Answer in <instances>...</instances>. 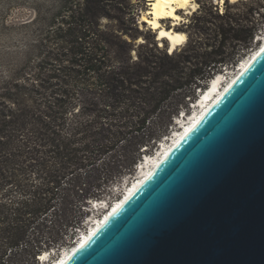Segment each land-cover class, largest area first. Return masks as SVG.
I'll use <instances>...</instances> for the list:
<instances>
[{"label": "trees", "instance_id": "1", "mask_svg": "<svg viewBox=\"0 0 264 264\" xmlns=\"http://www.w3.org/2000/svg\"><path fill=\"white\" fill-rule=\"evenodd\" d=\"M110 1L50 0L38 62L1 89L0 264H35L67 248L88 200L105 197L108 185L135 171L143 148L168 135L183 108L177 99L195 103L198 89L238 64L243 56L227 55L229 46L253 48L256 26L211 13L221 23L194 18V33L172 53L155 41L134 60V46L121 40L112 58L98 23Z\"/></svg>", "mask_w": 264, "mask_h": 264}, {"label": "water", "instance_id": "2", "mask_svg": "<svg viewBox=\"0 0 264 264\" xmlns=\"http://www.w3.org/2000/svg\"><path fill=\"white\" fill-rule=\"evenodd\" d=\"M63 264H264V46Z\"/></svg>", "mask_w": 264, "mask_h": 264}, {"label": "rangeland", "instance_id": "3", "mask_svg": "<svg viewBox=\"0 0 264 264\" xmlns=\"http://www.w3.org/2000/svg\"><path fill=\"white\" fill-rule=\"evenodd\" d=\"M195 2V7L192 6L189 10H181V17L183 18L182 21L174 22L167 19L165 21L162 20V24L166 28H169L173 26V24L178 23L177 30L184 32L187 35V40L190 33H194L193 26L196 23L194 22V18L196 17H198V20L206 19L212 22L214 25H219L221 23V21L215 20L211 13L224 15L227 12L228 14L236 16L238 25L244 26L246 28H249L251 25L257 27L252 49L250 48L248 51L243 50V45L241 44L236 45L235 51L233 50L234 44L226 49V53L229 56L236 51L239 52L241 56H243L238 59L237 65L228 67V70L234 72L237 68L236 66H238L239 63L243 62L245 59H248L253 51L259 48V46L264 42V0H237L235 2L232 0H225L223 4L217 0H195ZM148 4L149 0H112L105 3V5H108L107 7H104L107 15L99 18L98 23L100 25V33L103 35V39L105 40L106 45L109 47L110 56L112 58H116L117 56L121 55V40L122 42L128 41L130 44H132V46H134L135 49L133 48L131 52V56L134 60L137 59L138 56L136 50H139V52L151 53V50H154L153 45L155 41H157L158 47L161 50L166 48L169 53L173 52L172 49H169V44L166 40H157V34L141 21L143 14L146 13L147 9L149 8ZM250 9L253 10L251 14H249ZM54 10L55 7L50 5V0L0 1V94L2 92V87H5L4 83L7 82L11 77L21 73V69L25 67L29 60L32 59V61H35V63L38 62V48L44 39L42 31L44 23L41 21V19L50 17L54 13ZM136 27H139L140 32H137ZM210 27L213 28L214 26L210 24ZM153 35L156 37L154 38ZM238 71L239 70L237 69V72ZM219 74L223 73L220 71ZM199 93L200 92L198 89L195 98H198ZM182 99V97L177 99L178 103H176L179 106L182 104L183 108L180 107V113L173 116L172 125L169 127L170 132L168 135H164L162 139L158 140L150 152H147L145 150L146 148L142 149V151L149 157L156 155L158 156V154L161 153L160 151H162V146L160 149L161 143L164 142V144H167L168 140H171L169 138L173 137L174 134L176 135L177 131H181V128L178 126V121L183 113H185L186 116H189L192 111L200 112L198 108H192L191 105L193 104V101H190L189 98H185L183 102L181 101ZM7 104L9 105V102ZM187 105L189 108L188 112L186 109ZM11 107L12 109H15L13 105H11ZM158 120L159 117H155L153 122ZM158 126L160 125H156V129ZM184 126H186V124ZM164 139H167V141L165 142ZM171 142L169 141V144H171ZM144 158L145 155L142 156L141 160L134 167V172L129 173L126 171L121 177L117 178L115 181H113V183L108 185L106 191L109 192V194L106 192L105 197L88 200L89 206L83 207V211L86 212L84 216V223H86L87 219H89L91 222H95V219L100 220L104 214L109 212V210L107 211V208H109L113 202L122 198L125 189L132 182H135L137 178H139V174L136 175V168L142 164L141 161L142 159L144 161ZM103 202H107V205L98 206L99 203ZM95 203L98 204L95 205ZM76 230L78 235V230L81 229ZM74 240L75 237H72L69 241L68 247L63 248L62 250H71L73 244L77 245L80 239H78L75 243ZM60 252L57 254L56 250H50V252L47 251L48 255L52 253V256L49 255L50 262L48 264H51L53 261L59 258ZM39 257L40 256H38V258ZM25 264L33 263L29 262ZM35 264L42 263L39 262Z\"/></svg>", "mask_w": 264, "mask_h": 264}, {"label": "bare ground", "instance_id": "4", "mask_svg": "<svg viewBox=\"0 0 264 264\" xmlns=\"http://www.w3.org/2000/svg\"><path fill=\"white\" fill-rule=\"evenodd\" d=\"M220 1L222 4L224 3L225 0H217ZM233 2L237 0H232ZM149 8L147 9L146 13L143 14L141 21L145 23L151 30L157 33L158 39L157 40H166L169 44V49H172L173 51L183 45L185 42H187V35L184 32L178 31L177 30V25L178 23L173 24V26L166 28L162 24V20H171V21H182V15H181V10H189L190 7L196 6L195 0H187V3H184V0H179V2H173V3H157V0H149ZM153 25H157L158 27H153ZM258 48L253 51V53L257 54ZM252 53V54H253ZM250 55V57L246 60L243 61L239 71L235 74L232 80H230V83L228 84L227 87L231 84L232 81H234L240 73H242L250 64L253 56L255 55ZM217 76V75H216ZM221 78H219L220 80ZM218 80V81H219ZM227 89V88H226ZM225 89V90H226ZM225 90H220L218 93H214L213 98L209 102H203L202 104V110L200 112H197L195 116L190 121V124H186L183 128H181V131H177L176 135H173L171 141L168 140L167 144L162 145V151L161 153L158 154V156H150L145 155L148 157L145 163H143L142 159V166L141 170L139 172V178L135 180L136 183H133L132 188L128 191V196L130 197L145 181V179L152 173V171L159 165V163L163 160V158L173 149V147L179 143L181 139L192 129V127L203 117L205 113H207L213 105L222 97L223 93ZM179 118V117H178ZM185 130V131H184ZM168 139V138H167ZM169 141L171 144H169ZM128 198V197H127ZM121 199L117 200L118 202ZM99 202V201H98ZM105 203V202H103ZM107 203V202H106ZM122 203V202H121ZM121 203H117L115 210H117ZM102 205V204H101ZM95 206V205H94ZM110 216V215H109ZM107 216L102 220L97 219L95 222H90L89 223V228L85 232H83V238H79L80 240L82 239L81 243H84V241H87L90 236H92L109 218ZM90 231V232H89ZM85 233V234H84ZM79 240V242H80ZM77 241V240H76ZM75 241V242H76ZM74 242V243H75ZM78 244L80 245V243ZM74 245L72 246L71 250H66L65 253L63 254L62 260L60 261L59 264H63L68 257H70L71 253L79 246V245ZM47 254V255H46ZM42 254L40 258L43 256ZM52 256V253L49 254ZM44 258H48V253L46 252L45 255L43 256ZM45 260V259H44ZM58 260V259H57Z\"/></svg>", "mask_w": 264, "mask_h": 264}, {"label": "built area", "instance_id": "5", "mask_svg": "<svg viewBox=\"0 0 264 264\" xmlns=\"http://www.w3.org/2000/svg\"><path fill=\"white\" fill-rule=\"evenodd\" d=\"M240 63H241V62H240ZM236 67H237V68H236V70H235L234 72L228 70L227 68H224V73H225V75H226V77H227V80L231 79V78L234 76V74L237 73V69L239 68V66H236ZM169 139H172V137L169 138ZM164 141L166 142L167 139H166V140L164 139ZM170 141H171V140H170ZM139 170H140V169L136 168V173H137ZM90 222H91V221L86 220V223L83 224L81 230H78V235L75 237L74 242H75L76 240H78V239L81 237V235H83V232H85L86 229L88 230V228H89L88 225H89Z\"/></svg>", "mask_w": 264, "mask_h": 264}, {"label": "snow or ice", "instance_id": "6", "mask_svg": "<svg viewBox=\"0 0 264 264\" xmlns=\"http://www.w3.org/2000/svg\"><path fill=\"white\" fill-rule=\"evenodd\" d=\"M179 2V0H157V3H173ZM184 3H187V0H184ZM153 27H158L157 25H153Z\"/></svg>", "mask_w": 264, "mask_h": 264}, {"label": "clouds", "instance_id": "7", "mask_svg": "<svg viewBox=\"0 0 264 264\" xmlns=\"http://www.w3.org/2000/svg\"><path fill=\"white\" fill-rule=\"evenodd\" d=\"M223 74H225L224 72H223ZM226 76V75H225ZM209 84V83H208Z\"/></svg>", "mask_w": 264, "mask_h": 264}]
</instances>
